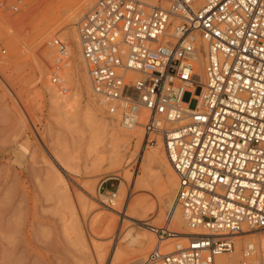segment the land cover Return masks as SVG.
Listing matches in <instances>:
<instances>
[{
  "label": "built area",
  "instance_id": "obj_1",
  "mask_svg": "<svg viewBox=\"0 0 264 264\" xmlns=\"http://www.w3.org/2000/svg\"><path fill=\"white\" fill-rule=\"evenodd\" d=\"M166 1L97 0L76 25L77 42L97 105L122 130L142 132L144 148L160 141L173 203L198 231L139 264H215L235 238L264 230V0ZM22 2L0 8L17 12ZM48 45L59 85L68 51L57 39ZM240 248L238 264H263L252 244Z\"/></svg>",
  "mask_w": 264,
  "mask_h": 264
},
{
  "label": "rangeland",
  "instance_id": "obj_2",
  "mask_svg": "<svg viewBox=\"0 0 264 264\" xmlns=\"http://www.w3.org/2000/svg\"><path fill=\"white\" fill-rule=\"evenodd\" d=\"M96 1L48 0L35 8V0H23L17 12L0 8V264H109L116 246L131 250L127 245L130 235L143 232L153 237L146 255L155 248L157 239L144 231L141 223L115 214L117 225L105 230L109 236L104 234L105 218H101L114 212L102 206L98 194L110 195L119 182L127 196L123 202H149L147 211L138 217L148 226H163L174 206L176 186L171 197L161 190L165 173L155 163L145 162L151 147H143L142 132L123 138L129 140L127 147L114 154L108 148L109 135L93 116L94 109L108 121L91 97L73 32L67 41L62 28L67 13L74 11L71 28L75 31L80 18ZM141 1L167 5L166 0L163 4ZM22 15L25 17L21 20ZM52 39L59 40L68 51L59 85L50 82L57 56L48 45ZM181 99L194 108L196 102L190 93H183ZM18 144L25 148L26 155ZM94 221L104 232L100 229L98 234L104 236L90 231ZM75 224H81L87 236V250L80 246ZM248 234L251 237L244 240L256 241L259 235L264 236V230ZM240 250L233 253L238 263Z\"/></svg>",
  "mask_w": 264,
  "mask_h": 264
},
{
  "label": "bare ground",
  "instance_id": "obj_3",
  "mask_svg": "<svg viewBox=\"0 0 264 264\" xmlns=\"http://www.w3.org/2000/svg\"><path fill=\"white\" fill-rule=\"evenodd\" d=\"M88 2H90L91 0H87ZM162 4L165 3V0H161ZM48 0H35V8L37 7H42L43 5L47 4ZM154 5V4H152ZM22 7V6H21ZM34 9V8H33ZM32 11V9L30 10ZM29 11V12H30ZM28 14V12H27ZM43 14V13H42ZM26 15V13H25ZM25 16L22 15L21 20L24 18ZM67 21L64 24V27L62 28L63 30V36L65 37V39L68 41V38H71V34L72 33V39L74 40V42L77 44L78 46V42H77V33L76 30L74 31L71 28V24L74 22L75 18H76V12L74 13V11H71L70 13H67ZM67 25V26H66ZM76 29V28H75ZM78 50H79V46H78ZM79 59L82 60L81 55H80V50H79ZM85 66V65H84ZM89 84V83H88ZM90 89V87H89ZM14 94L15 97L16 93L12 92ZM92 99L93 96L91 95ZM20 98V97H19ZM18 100V98H17ZM21 100H18V102H20ZM21 103V102H20ZM89 106H93L89 103ZM99 107V106H98ZM90 109V108H89ZM101 111V114L103 115V111L101 110V108H98ZM92 110V109H91ZM93 116L95 117V119L99 122L98 124H100V126L104 129V131L109 135V142H108V148L109 151L114 153V154H118L119 152H121V150H124L127 145L129 140H123V138L125 137H129V136H135V132L139 133L137 131V129H134L132 131H124L122 129H119L120 127L118 126L117 122L114 121L112 118H108V121H103L102 118L100 117L101 115H99L98 111L93 109ZM108 122V123H106ZM118 127V129L116 128ZM19 146V144H18ZM160 141L156 140L155 144L151 146V150L147 151L146 157H145V162H153L156 165H158L160 168L163 169L164 173H165V184H162V189L163 191H165L167 193V195H169V197H171V192L173 191V187L174 185L176 186V178L175 175L172 171V169L170 168V166H168L169 164L167 163L165 157L163 159V157L161 156L164 155L163 150ZM23 154L26 155V150L25 148L19 146L18 148ZM18 151V152H20ZM49 161V160H48ZM140 182V181H139ZM144 183V182H143ZM175 183V184H174ZM176 189V187H175ZM5 191V190H4ZM92 191V190H91ZM124 188H123V184L122 182H119L117 189L115 192H112L110 195L107 196V194H105V192L103 193H99V202L102 204V206L104 205L106 208H108L109 210H111V212H114L113 215H105V217L101 218L102 220L105 218L104 223V232L102 231V229L99 226V222H95L91 223V232L93 233V235H97L98 231L101 229L102 233H104L106 236H109L110 233L106 232L107 230L110 231L114 225L116 224V216L115 214H121L122 217L124 218H128L131 220H134L138 223H141L140 225L146 227V228H142L144 231H149V229L147 228L148 223L144 222V220L141 218L138 219L139 215L144 212L147 211V201L146 200H142V201H135L132 204H128V202H123V199H127V196L125 197L124 195ZM10 194V193H9ZM2 195V194H1ZM3 198V197H2ZM4 201V200H3ZM2 202V199H1ZM5 202V201H4ZM5 205V204H4ZM94 205V204H93ZM2 206V205H1ZM0 206V208H1ZM95 207V206H94ZM92 208V207H91ZM105 208V209H106ZM153 208L150 206L149 209L151 210ZM157 208V207H156ZM19 209V208H18ZM17 209V210H18ZM107 210V209H106ZM1 212V211H0ZM19 212V211H18ZM109 213V212H108ZM2 214V213H1ZM17 214V213H16ZM115 215V216H114ZM120 216V215H118ZM120 216V217H121ZM99 219V217L97 218V220ZM121 219V224L122 225H126L127 223L124 222L125 219L120 218ZM10 220V218H9ZM100 220V219H99ZM1 221V220H0ZM12 221V220H11ZM18 221V220H17ZM93 221V220H92ZM91 221V222H92ZM106 221V222H105ZM119 221V220H118ZM103 222V221H102ZM101 222V223H102ZM12 223V222H11ZM10 223V224H11ZM19 223V222H18ZM103 223V224H104ZM118 223V222H117ZM93 224V225H92ZM120 224V223H119ZM77 225V226H76ZM81 225V224H80ZM79 224H75V227L77 228L74 232L77 231L76 234L77 238L80 240V246L82 248H84L85 250H87V242H86V237H85V232L83 231L82 227ZM10 226V225H9ZM121 226V225H120ZM1 228V227H0ZM118 228V227H116ZM115 228V229H116ZM164 228H168L170 230H172L175 234L176 237H169L166 238V236L163 237H158V234H154L152 232V235L154 237H156L157 239V244L155 247H158L159 250H161L162 252L167 251L168 249H170L172 242L175 240H180V239H184L187 237V235L189 234H194V233H198L197 230H193L190 229L189 227H187L185 225V223L183 222L180 212L178 210L177 207H175V205L173 206L170 214H168V216H166L165 218V223L163 224V226H158L156 227V229H164ZM86 229V228H85ZM106 230V231H105ZM9 232V231H8ZM73 232V231H72ZM100 232V231H99ZM131 231H128L127 233L130 234ZM15 233V232H14ZM101 233V234H102ZM11 234V233H10ZM104 234H102L104 236ZM100 235V233L98 234ZM97 235V236H98ZM100 235V236H102ZM250 234H244L241 237L235 238L234 241V246H235V250H239L240 245H244L247 243L252 244V248L255 251V255L261 260V262L263 263L262 260V254H264V236L259 235L256 241H252V240H244L246 239ZM252 235V234H251ZM251 237V236H249ZM6 238V237H5ZM129 244L127 243V245H130L131 250L127 249V247L125 248H121L116 246L113 250V257H112V261L109 264H135L138 260H143L145 251L146 249H148V245L151 242V240L153 239L152 236L147 235L145 232L141 233L140 235H130L129 237ZM7 239V238H6ZM10 239V238H8ZM7 239V240H8ZM16 239V238H15ZM12 240V239H11ZM78 240V242H79ZM9 241V240H8ZM7 242V241H5ZM12 242V241H10ZM256 242V243H255ZM153 243V242H152ZM151 244V243H150ZM260 244L262 247V253L260 251ZM93 246V245H92ZM107 246V245H106ZM258 246V247H257ZM13 247V246H12ZM94 247H96L94 245ZM7 248V247H6ZM15 248V247H13ZM12 248V249H13ZM129 248V247H128ZM11 249V248H10ZM5 250V249H4ZM12 251V250H11ZM234 251L231 253V255L229 254L227 255H220L217 256L214 260L215 264H238L237 262V254H233ZM8 252V251H7ZM10 253V251H9ZM122 254V255H121ZM125 254V255H124ZM11 255V254H9ZM5 256V254H4ZM264 256V255H263ZM7 257V255H6ZM5 257V259H6ZM4 258V257H3ZM2 258V260H3ZM241 258V257H240ZM4 259V260H5ZM23 259V258H22ZM7 260V259H6ZM19 260V259H18ZM241 260V259H240ZM8 261V260H7ZM16 261V260H15ZM2 264V263H1ZM5 264V263H3Z\"/></svg>",
  "mask_w": 264,
  "mask_h": 264
}]
</instances>
